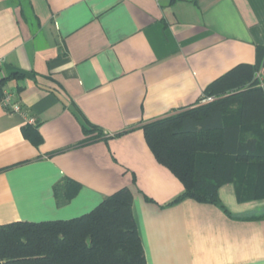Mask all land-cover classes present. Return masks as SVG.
Segmentation results:
<instances>
[{"label": "crops", "instance_id": "crops-1", "mask_svg": "<svg viewBox=\"0 0 264 264\" xmlns=\"http://www.w3.org/2000/svg\"><path fill=\"white\" fill-rule=\"evenodd\" d=\"M262 47L264 0H0V98L21 108L0 101V225L77 218L127 187L146 264H264V197L226 182L220 204H169L183 185L142 130ZM63 178L79 188L58 203Z\"/></svg>", "mask_w": 264, "mask_h": 264}, {"label": "trees", "instance_id": "trees-1", "mask_svg": "<svg viewBox=\"0 0 264 264\" xmlns=\"http://www.w3.org/2000/svg\"><path fill=\"white\" fill-rule=\"evenodd\" d=\"M209 96L214 99L199 104ZM142 130L157 161L183 185L169 204L185 198L220 204L217 191L226 182L244 195L264 197V47L254 64H240L212 82L196 106ZM78 188L63 178L53 187L57 202H67ZM0 264H146L130 189L116 190L77 218L1 224Z\"/></svg>", "mask_w": 264, "mask_h": 264}, {"label": "built area", "instance_id": "built-area-1", "mask_svg": "<svg viewBox=\"0 0 264 264\" xmlns=\"http://www.w3.org/2000/svg\"><path fill=\"white\" fill-rule=\"evenodd\" d=\"M2 65V59L0 58V67ZM214 99V97H203L200 102L201 103H207V102H210ZM0 101L2 102V104H4L5 106H9V108L12 110V111H20L21 108L20 106L13 102L12 101V94L5 90V89H2V93H1V98H0Z\"/></svg>", "mask_w": 264, "mask_h": 264}, {"label": "rangeland", "instance_id": "rangeland-1", "mask_svg": "<svg viewBox=\"0 0 264 264\" xmlns=\"http://www.w3.org/2000/svg\"><path fill=\"white\" fill-rule=\"evenodd\" d=\"M16 1H20V2H22L23 0H16ZM256 78L258 79V81L260 82V84H262V78H261V72H260V71L257 72V74H256ZM199 104H206V103H201V102H199Z\"/></svg>", "mask_w": 264, "mask_h": 264}]
</instances>
